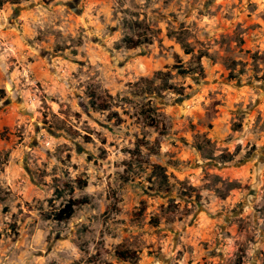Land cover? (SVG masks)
Masks as SVG:
<instances>
[{
    "label": "rangeland",
    "instance_id": "obj_1",
    "mask_svg": "<svg viewBox=\"0 0 264 264\" xmlns=\"http://www.w3.org/2000/svg\"><path fill=\"white\" fill-rule=\"evenodd\" d=\"M0 264H264V0H0Z\"/></svg>",
    "mask_w": 264,
    "mask_h": 264
},
{
    "label": "trees",
    "instance_id": "obj_2",
    "mask_svg": "<svg viewBox=\"0 0 264 264\" xmlns=\"http://www.w3.org/2000/svg\"><path fill=\"white\" fill-rule=\"evenodd\" d=\"M124 43H125V46H127L129 48L139 47L143 44V42L134 41L131 38H126L124 40ZM175 69L177 70V73L181 76H188V75L202 74L203 73V67L200 64L196 67H188V68L184 67L183 65H177L175 67ZM161 76H164L163 72L158 73V77H161ZM165 86L166 87L164 90H170V91H174L176 93L182 92V90L177 89L176 87H174L168 83H165ZM91 97H92L91 107H93L94 109H99L101 104L99 102H97V100L94 98V95H92ZM76 205H77L76 203H70L66 207V209L58 215V220H64V219L71 217L74 214V210H75ZM117 257L119 260L126 262V261L133 259L134 254L129 252V251H124V250L121 251L120 250V251H117Z\"/></svg>",
    "mask_w": 264,
    "mask_h": 264
}]
</instances>
